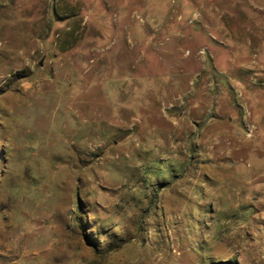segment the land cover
Wrapping results in <instances>:
<instances>
[{"label":"rangeland","instance_id":"1","mask_svg":"<svg viewBox=\"0 0 264 264\" xmlns=\"http://www.w3.org/2000/svg\"><path fill=\"white\" fill-rule=\"evenodd\" d=\"M0 264H264V0H0Z\"/></svg>","mask_w":264,"mask_h":264}]
</instances>
